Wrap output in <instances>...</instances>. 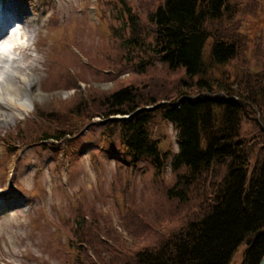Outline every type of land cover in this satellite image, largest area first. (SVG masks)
<instances>
[{"label":"rangeland","instance_id":"rangeland-1","mask_svg":"<svg viewBox=\"0 0 264 264\" xmlns=\"http://www.w3.org/2000/svg\"><path fill=\"white\" fill-rule=\"evenodd\" d=\"M160 2L9 1L28 20L36 19L28 43L42 93L29 110H13L9 123L0 128L1 136L8 133L6 143L0 139V264H74L78 253L72 243L78 240L76 230L82 227L84 233L96 231L102 241L96 249L107 259L118 249L112 264H124L139 248L157 244L163 235L185 225L187 214L199 210L197 197L202 186L208 190L212 179L221 174L220 168L204 176L189 204L171 201L166 191L175 178L171 158L178 152L177 131L160 115H156L151 128L162 152L169 153L161 175L149 158L135 167L125 154L119 134L107 135L110 120L102 116L90 117L76 136L46 147L23 146L16 137L20 122L29 124L39 104L70 99L78 93L66 88L67 78L74 79L85 93L93 85L102 90L112 86L119 89L137 81L133 73L138 58L131 52L133 60L128 61L113 26L122 28L127 36L130 30L122 11L125 3L143 22ZM229 4L230 17L209 23L208 29L229 41L236 40L239 52L228 65L214 67L206 75L212 96L228 95L226 89L237 95L240 86L246 85V76H264V0H229ZM212 42L208 41L206 58ZM16 57L22 58L20 53ZM156 67L154 76L167 90L173 88L179 75H166L159 61ZM119 72L120 79L115 83L104 76ZM183 91L187 92L184 96H198L189 88ZM247 106L250 115L244 121L242 136L255 159L260 153L264 111L252 101H247ZM7 145H16V149L9 153ZM92 249L88 247L87 253L93 257ZM246 249V244L241 245L230 264H242Z\"/></svg>","mask_w":264,"mask_h":264},{"label":"trees","instance_id":"trees-1","mask_svg":"<svg viewBox=\"0 0 264 264\" xmlns=\"http://www.w3.org/2000/svg\"><path fill=\"white\" fill-rule=\"evenodd\" d=\"M154 9L141 22L125 3L127 36L113 24L118 32L115 39L128 61L133 60L132 53L138 58L133 73L137 81L119 89L102 90L93 85L85 93L74 79L67 78L66 88L78 93L70 99L39 104L32 121L21 125L16 137L23 146L46 147L76 136L90 117L102 116L110 120L107 135L119 134L131 163L136 167L149 158L161 175L169 153L162 152L151 128L160 115L177 131L178 152L171 158L175 178L166 191L171 201L189 204L204 176L220 168L221 174L212 179L208 190L202 186L197 197L199 210L187 214L185 225L163 235L159 243L139 248L124 264H230L243 244L247 249L242 264H260L264 258V128L260 129V153L255 159L242 131L250 115L247 101L264 111V76H246L240 95L228 89L224 96L208 93L212 91L206 77L209 71L228 65L239 52L236 40L208 29L209 23L230 17L229 0H161ZM108 28L112 33L109 24ZM158 61L166 75H179L173 88L167 90L154 76ZM119 74L104 76L115 83ZM186 88L198 96L177 108L174 103L187 95ZM15 149L11 145L7 152ZM95 232L84 233L83 227L76 230L74 264H112L118 257V249L109 259L96 249L102 241ZM88 247L93 248V257L87 253Z\"/></svg>","mask_w":264,"mask_h":264},{"label":"bare ground","instance_id":"bare-ground-1","mask_svg":"<svg viewBox=\"0 0 264 264\" xmlns=\"http://www.w3.org/2000/svg\"><path fill=\"white\" fill-rule=\"evenodd\" d=\"M5 1L24 25V36L30 40L33 31L31 28H33L36 19L28 20L24 13L15 10V6L9 3L10 0ZM7 47L13 49L16 54L20 53L22 58L10 55L5 60L1 57L4 50L0 45V128L9 123L10 118L13 117V110H29L34 105V99L41 96L42 93L37 84L34 65L36 60L29 53L31 46L20 44L12 37ZM2 138L0 136V139Z\"/></svg>","mask_w":264,"mask_h":264},{"label":"water","instance_id":"water-1","mask_svg":"<svg viewBox=\"0 0 264 264\" xmlns=\"http://www.w3.org/2000/svg\"><path fill=\"white\" fill-rule=\"evenodd\" d=\"M260 264H264V258L261 260Z\"/></svg>","mask_w":264,"mask_h":264}]
</instances>
